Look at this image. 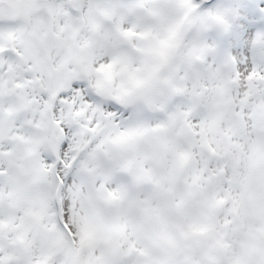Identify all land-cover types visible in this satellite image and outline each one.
<instances>
[{"label":"snow or ice","instance_id":"snow-or-ice-1","mask_svg":"<svg viewBox=\"0 0 264 264\" xmlns=\"http://www.w3.org/2000/svg\"><path fill=\"white\" fill-rule=\"evenodd\" d=\"M0 264H264V0H0Z\"/></svg>","mask_w":264,"mask_h":264}]
</instances>
